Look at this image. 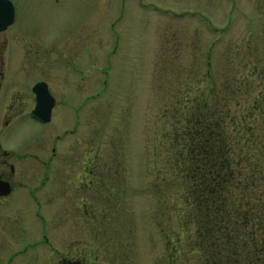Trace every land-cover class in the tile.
I'll return each instance as SVG.
<instances>
[{
	"label": "rangeland",
	"instance_id": "374dc122",
	"mask_svg": "<svg viewBox=\"0 0 264 264\" xmlns=\"http://www.w3.org/2000/svg\"><path fill=\"white\" fill-rule=\"evenodd\" d=\"M12 1L23 90L44 80L56 102L49 122L27 114L1 132V148L22 130L25 150L46 160L55 141L56 152L39 205L34 157L24 188L0 201V264H45L42 227L64 251L69 238L92 251L95 264H202L196 224L182 215L177 133L210 95L233 152L263 158L264 0Z\"/></svg>",
	"mask_w": 264,
	"mask_h": 264
},
{
	"label": "trees",
	"instance_id": "16d2710c",
	"mask_svg": "<svg viewBox=\"0 0 264 264\" xmlns=\"http://www.w3.org/2000/svg\"><path fill=\"white\" fill-rule=\"evenodd\" d=\"M202 99L204 105L189 110V121L177 133L183 136L178 138L181 178L190 204L182 215L196 224L202 264H264V169H259L264 156L251 161L250 154L233 152L232 129L211 108L210 95ZM242 137L236 140L241 149ZM250 168L257 175H250Z\"/></svg>",
	"mask_w": 264,
	"mask_h": 264
},
{
	"label": "flooded vegetation",
	"instance_id": "af4514ba",
	"mask_svg": "<svg viewBox=\"0 0 264 264\" xmlns=\"http://www.w3.org/2000/svg\"><path fill=\"white\" fill-rule=\"evenodd\" d=\"M14 10L16 18L15 4ZM13 22L0 30V133L12 125L20 124L23 127V118H26L27 114L40 123L49 122L52 118V110L56 102L55 97L46 82V87L52 96L53 102L50 107V117L47 120H43L40 116L33 113V110L37 105V94L34 89V83L32 85V94L25 93L23 90V46L18 42L11 43L10 38L12 37V34L7 33L8 28ZM12 55L15 56V63L12 60ZM17 78H19V82L17 81ZM57 136L59 137L58 134ZM55 147L56 143L54 141L50 148V150H52V155H48L45 160L44 158H40L37 153L25 150L24 146L23 148H20V151L15 152L4 150V148H1L0 144V163L3 166L9 167V170L0 169V180L9 183V191L6 194L0 195V201L5 200L11 195V193L17 194L18 189L21 191L24 188L26 184L25 182H27V158L34 157L41 164L40 168L43 171L41 174L42 180L40 181V184L35 185V187L29 191L35 198L37 205H39L40 201L38 200L35 191L37 188L42 187L45 179L48 178L51 161L56 152ZM18 162H23V172H20L23 174V181H20V183L18 182L17 176L18 170L16 164ZM36 168L38 175V166H36ZM17 183L19 184L18 187H16ZM21 185H23V187H20ZM41 233L43 234V238H39L37 242L47 243L48 256L45 257V264H95V261L92 260V251L85 249H80L78 251L73 250V239H67L68 242L66 244L65 252L58 244H52L50 242V240L52 242L53 240L47 236L43 227ZM62 247L64 248L65 246L63 245Z\"/></svg>",
	"mask_w": 264,
	"mask_h": 264
},
{
	"label": "water",
	"instance_id": "95a60500",
	"mask_svg": "<svg viewBox=\"0 0 264 264\" xmlns=\"http://www.w3.org/2000/svg\"><path fill=\"white\" fill-rule=\"evenodd\" d=\"M15 18L14 4L11 0H0V30L4 29L8 24L12 23ZM37 94V105L33 110L43 120L50 117V107L52 105V96L49 93L46 83L39 81L34 86ZM9 191V183L0 180V194H6Z\"/></svg>",
	"mask_w": 264,
	"mask_h": 264
},
{
	"label": "clouds",
	"instance_id": "9594fccd",
	"mask_svg": "<svg viewBox=\"0 0 264 264\" xmlns=\"http://www.w3.org/2000/svg\"><path fill=\"white\" fill-rule=\"evenodd\" d=\"M46 43H50V40H45ZM30 129H29V133H30ZM30 139V135L26 134L24 131L22 130H17L15 133H13L12 135H10L7 138V144L9 147L10 151H18L20 150V148L23 146V144Z\"/></svg>",
	"mask_w": 264,
	"mask_h": 264
}]
</instances>
